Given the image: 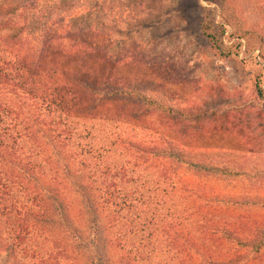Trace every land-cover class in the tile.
Returning <instances> with one entry per match:
<instances>
[{"label":"trees","instance_id":"16d2710c","mask_svg":"<svg viewBox=\"0 0 264 264\" xmlns=\"http://www.w3.org/2000/svg\"><path fill=\"white\" fill-rule=\"evenodd\" d=\"M88 1L0 0V264H264L254 152L198 145L217 126L181 106L196 91L167 82L166 62L120 47L110 15L73 27L105 12ZM253 4L264 15V0ZM223 32L203 20L227 59Z\"/></svg>","mask_w":264,"mask_h":264},{"label":"rangeland","instance_id":"374dc122","mask_svg":"<svg viewBox=\"0 0 264 264\" xmlns=\"http://www.w3.org/2000/svg\"><path fill=\"white\" fill-rule=\"evenodd\" d=\"M88 2L91 6L103 5L105 12L96 8L84 13L72 22L73 27L78 25L84 29L92 22L101 24L110 15L115 21L111 24L114 38L125 36L118 42L120 47H130L152 63L166 62V72L173 74L167 82L176 84L174 88L182 93L196 91L198 99L193 103L182 100L181 106L196 109L190 120H195L200 127L210 123L217 126L209 136L199 134L198 145L253 151L249 156L258 159L259 169L264 167V103L255 92L256 86L264 90V57L260 55L264 56V43L250 33L251 29L257 30L264 36V15L256 12L253 0H224L222 7L213 0ZM77 5H81L80 0ZM204 19L224 29L221 42L232 47L236 55L227 59L215 55L201 33ZM242 139L249 143H241ZM187 181L216 192L241 187L240 180L234 184L229 180L188 176ZM254 216L263 217L264 210H257Z\"/></svg>","mask_w":264,"mask_h":264}]
</instances>
